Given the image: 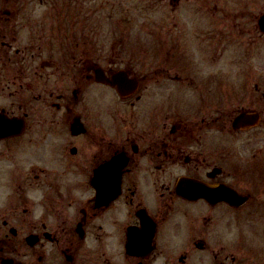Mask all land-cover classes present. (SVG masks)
Here are the masks:
<instances>
[{
	"label": "flooded vegetation",
	"instance_id": "af4514ba",
	"mask_svg": "<svg viewBox=\"0 0 264 264\" xmlns=\"http://www.w3.org/2000/svg\"><path fill=\"white\" fill-rule=\"evenodd\" d=\"M49 1L31 54L0 28V264H189L194 251L201 264H264V68L251 62L247 102L231 130L217 127L231 138L214 135L207 116L187 123L175 60L122 62L89 46L93 14L81 22L78 0ZM258 1L230 12L252 52L264 46ZM13 9L0 6L2 22Z\"/></svg>",
	"mask_w": 264,
	"mask_h": 264
},
{
	"label": "rangeland",
	"instance_id": "374dc122",
	"mask_svg": "<svg viewBox=\"0 0 264 264\" xmlns=\"http://www.w3.org/2000/svg\"><path fill=\"white\" fill-rule=\"evenodd\" d=\"M105 2L78 0V3H75L81 21H85L83 17L89 19L90 13L93 14L90 24L95 27V31L91 35L93 42L89 40L91 42L89 46L98 44L101 51L107 49V53L123 58L122 62L127 63L139 58H154L166 63L175 60L174 64L178 65L172 73H187V123L199 124L202 117L207 116L208 121H205L207 130L214 135L231 138L228 129L232 128L234 110L238 103L247 102L248 91L251 89L247 86L245 74L248 73L251 62H257L259 67L264 68V46L263 49L252 52V46L244 43L245 39L238 31V21L242 18L234 17L230 13L231 10L234 13L237 8L246 7L247 10L246 4L251 5L248 0H243V7L240 4L242 1L234 4L232 0H105ZM0 6L14 8L3 22L0 16V28L4 26L5 29H9L12 26L13 35L17 36L14 43L23 47L26 42L30 48L34 40L31 33H35L40 26L36 13L43 8L41 2L0 0ZM104 8L108 10L110 16L107 19ZM221 9L229 10L230 15L221 13ZM247 13L244 19L251 17V12ZM116 21L117 24L114 25ZM120 23L123 26L119 28L117 34L114 27ZM218 31H223L225 35L222 41L219 38L221 33ZM113 36L115 38L122 36V39L112 42ZM33 50L34 46L31 47L29 54ZM45 56L46 53L32 57L31 63H36L31 65L32 74L37 64L41 67L40 62ZM11 57L14 58L13 54ZM15 58L18 60V57ZM219 73L222 97L216 89V77ZM233 82L245 85L239 90L233 86ZM165 83L167 85L165 89H175L178 94H184L182 81L166 79ZM261 84L264 89L263 80ZM145 96L150 100L151 93L146 92ZM206 97L208 102L204 104ZM216 106L219 107L218 110H215ZM207 111L211 112L206 113ZM112 120L114 124L117 121L122 123V119L114 115ZM220 124L227 126L228 129L226 127L218 129ZM112 132L113 137L120 136L115 128H112ZM245 259L249 264L250 257L245 256Z\"/></svg>",
	"mask_w": 264,
	"mask_h": 264
},
{
	"label": "clouds",
	"instance_id": "9594fccd",
	"mask_svg": "<svg viewBox=\"0 0 264 264\" xmlns=\"http://www.w3.org/2000/svg\"><path fill=\"white\" fill-rule=\"evenodd\" d=\"M189 264H201V262L198 259V255L196 251H194L192 255L189 257Z\"/></svg>",
	"mask_w": 264,
	"mask_h": 264
},
{
	"label": "water",
	"instance_id": "95a60500",
	"mask_svg": "<svg viewBox=\"0 0 264 264\" xmlns=\"http://www.w3.org/2000/svg\"><path fill=\"white\" fill-rule=\"evenodd\" d=\"M2 120L1 114H0V121Z\"/></svg>",
	"mask_w": 264,
	"mask_h": 264
}]
</instances>
